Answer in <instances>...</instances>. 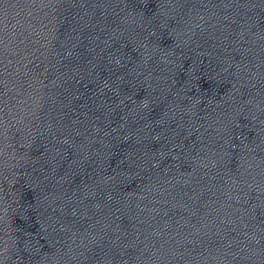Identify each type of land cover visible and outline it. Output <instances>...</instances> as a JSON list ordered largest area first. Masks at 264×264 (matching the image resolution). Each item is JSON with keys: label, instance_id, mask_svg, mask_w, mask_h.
Returning <instances> with one entry per match:
<instances>
[{"label": "water", "instance_id": "obj_1", "mask_svg": "<svg viewBox=\"0 0 264 264\" xmlns=\"http://www.w3.org/2000/svg\"><path fill=\"white\" fill-rule=\"evenodd\" d=\"M0 264H264V0H0Z\"/></svg>", "mask_w": 264, "mask_h": 264}]
</instances>
